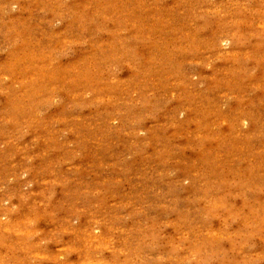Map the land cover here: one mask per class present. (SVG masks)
<instances>
[{
	"label": "rangeland",
	"instance_id": "obj_1",
	"mask_svg": "<svg viewBox=\"0 0 264 264\" xmlns=\"http://www.w3.org/2000/svg\"><path fill=\"white\" fill-rule=\"evenodd\" d=\"M0 264H264V0H0Z\"/></svg>",
	"mask_w": 264,
	"mask_h": 264
}]
</instances>
